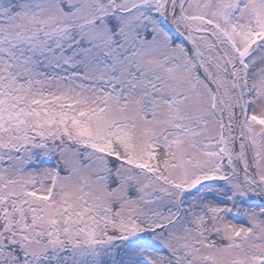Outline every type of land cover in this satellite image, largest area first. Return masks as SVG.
Instances as JSON below:
<instances>
[{"label":"snow or ice","instance_id":"obj_1","mask_svg":"<svg viewBox=\"0 0 264 264\" xmlns=\"http://www.w3.org/2000/svg\"><path fill=\"white\" fill-rule=\"evenodd\" d=\"M0 264H264V0H0Z\"/></svg>","mask_w":264,"mask_h":264}]
</instances>
